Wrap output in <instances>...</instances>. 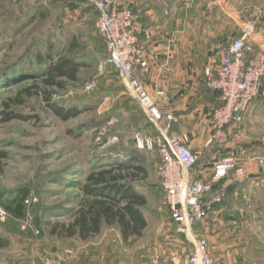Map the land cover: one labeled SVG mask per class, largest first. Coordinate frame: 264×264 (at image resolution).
<instances>
[{"label":"rangeland","instance_id":"374dc122","mask_svg":"<svg viewBox=\"0 0 264 264\" xmlns=\"http://www.w3.org/2000/svg\"><path fill=\"white\" fill-rule=\"evenodd\" d=\"M226 2L239 12L240 25L251 24L254 34L262 32L264 38V0L220 4ZM246 8L251 14L244 16ZM97 20L88 0H0V150L7 154L0 160V236L7 241L0 245V264H137L168 226L171 214L158 174L161 158L138 148L135 140L136 133L153 128L109 63ZM225 21L234 24L231 18ZM240 25L237 21L236 34ZM236 34H228L229 39ZM261 54L264 41L257 45L253 39L249 62ZM62 58L79 63L76 78L47 85L42 74ZM27 88H33L32 95ZM45 90L53 102L78 114L60 117L47 103ZM248 108L240 121L232 122L238 132L231 152L264 167V98ZM9 114L13 117L7 120ZM129 159L148 172L132 181L147 199L141 209L149 223L142 237L125 242L117 226L106 225L88 240L53 232L72 222L86 198L81 186L90 174ZM237 166L244 174L236 176L246 177V165ZM227 189H221L225 197ZM24 196L23 217L6 211V205ZM249 262L264 264V259Z\"/></svg>","mask_w":264,"mask_h":264},{"label":"crops","instance_id":"0c3cea01","mask_svg":"<svg viewBox=\"0 0 264 264\" xmlns=\"http://www.w3.org/2000/svg\"><path fill=\"white\" fill-rule=\"evenodd\" d=\"M221 1L226 0H113L118 7H132L142 16L138 26L152 30L151 40L140 35L149 71L143 73L138 68V75L150 93L156 94L158 89L165 92L158 99L159 107L176 114L175 131L191 136L192 146L199 153V162L190 172L193 180L213 181L216 164L234 154V133L238 132V125L232 123L227 140L209 143L214 133L213 113L221 100L207 85L206 68L218 67L221 51L236 34V22L240 25L234 5ZM249 14L250 8L243 9L244 16ZM225 18H231L233 26L225 24ZM245 25L243 21L240 29ZM254 40L262 44V32L254 34ZM236 157L239 164L246 165V177L238 178L233 171L214 181L217 188H228V194L193 229L194 238L208 239L217 264L264 259V203L259 204L264 201V167L239 153ZM167 225L163 234L152 239L151 251L139 255L137 264L173 262L194 249L193 237L179 232L172 217Z\"/></svg>","mask_w":264,"mask_h":264},{"label":"built area","instance_id":"2783aa9c","mask_svg":"<svg viewBox=\"0 0 264 264\" xmlns=\"http://www.w3.org/2000/svg\"><path fill=\"white\" fill-rule=\"evenodd\" d=\"M98 12L97 29L105 40L109 63L117 70L148 116L153 131L138 132L135 140L138 148L156 152L160 158L158 174L172 219L178 231L193 237L194 226L205 221L215 205L224 201L225 194L217 188L218 182L231 172L243 175L234 155L222 158L215 166L213 181L193 180L190 172L199 162V153L192 146L191 136L174 130L178 117L163 111L158 99L165 96L163 90L150 93L139 78L137 69L149 71L145 59V47L140 40L143 34L152 38L150 28L141 29V15L130 6L118 7L113 0H88ZM255 28L244 26L221 51L218 67L206 68L207 85L219 93L221 105L214 110L213 137L209 140H227V128L240 121L251 102L264 96V54L255 62H249ZM5 211H3V214ZM194 249L181 259L165 264H217L206 237L192 238ZM61 264V262H57ZM230 264H254L236 261Z\"/></svg>","mask_w":264,"mask_h":264},{"label":"trees","instance_id":"16d2710c","mask_svg":"<svg viewBox=\"0 0 264 264\" xmlns=\"http://www.w3.org/2000/svg\"><path fill=\"white\" fill-rule=\"evenodd\" d=\"M79 68V63L75 59L62 58L54 64H49L42 75L45 76L44 81L47 85H62L63 82L57 79L76 78ZM32 89L27 88L26 92L32 95ZM48 94L45 95L47 103L60 117L68 119L78 114V110L66 109L53 102ZM263 98L264 96H259L256 100ZM12 117L9 114L6 119L10 120ZM146 117L148 118L147 115ZM148 121L153 128L149 118ZM6 155L5 152L0 150V160ZM131 157L137 159L134 154ZM140 173L146 176L148 173L146 167L142 164H134L133 160L129 159L121 162L116 161L111 168L90 174L88 181L81 186L86 198L75 213L72 222L56 226L53 232L61 236H77L82 240H88L99 235L106 225L117 226L125 242L131 237H142L148 227V220L141 207L147 204V199L132 184V181ZM25 196L17 200V204L6 205V211L16 217H23L26 207L24 204ZM6 244L7 241L0 236V245L4 246Z\"/></svg>","mask_w":264,"mask_h":264}]
</instances>
